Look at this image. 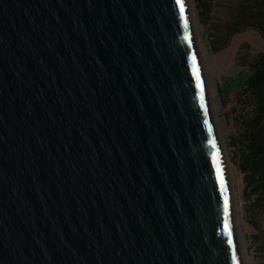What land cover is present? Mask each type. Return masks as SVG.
<instances>
[{
  "label": "water",
  "instance_id": "95a60500",
  "mask_svg": "<svg viewBox=\"0 0 264 264\" xmlns=\"http://www.w3.org/2000/svg\"><path fill=\"white\" fill-rule=\"evenodd\" d=\"M187 0H0V264H245Z\"/></svg>",
  "mask_w": 264,
  "mask_h": 264
},
{
  "label": "rangeland",
  "instance_id": "374dc122",
  "mask_svg": "<svg viewBox=\"0 0 264 264\" xmlns=\"http://www.w3.org/2000/svg\"><path fill=\"white\" fill-rule=\"evenodd\" d=\"M239 1L212 0L213 7L208 15L201 14L199 0H187V4L200 59L204 69L213 72L211 77L206 76L208 92L230 179L234 224L242 257L245 264H264L261 249L264 247V215L253 216L244 175L237 167L236 151L231 145V138L240 130L245 110L242 97L230 88V80L247 69L250 58L264 53V36L250 28L232 36L225 46L221 43L222 28ZM256 235L260 240L254 238Z\"/></svg>",
  "mask_w": 264,
  "mask_h": 264
},
{
  "label": "trees",
  "instance_id": "16d2710c",
  "mask_svg": "<svg viewBox=\"0 0 264 264\" xmlns=\"http://www.w3.org/2000/svg\"><path fill=\"white\" fill-rule=\"evenodd\" d=\"M212 7V0H199L202 15H208ZM250 28L264 36V0H240L232 8L222 28V46L235 34ZM230 88L242 97L245 110L231 145L236 151L237 167L244 175L253 216L264 215V53L250 58L247 69L230 80ZM254 238L260 240L259 235ZM261 249L264 252V247Z\"/></svg>",
  "mask_w": 264,
  "mask_h": 264
},
{
  "label": "bare ground",
  "instance_id": "6f19581e",
  "mask_svg": "<svg viewBox=\"0 0 264 264\" xmlns=\"http://www.w3.org/2000/svg\"><path fill=\"white\" fill-rule=\"evenodd\" d=\"M204 73H205V77L206 76H209V77H211V75H212V71H206V70H204ZM211 79V78H210Z\"/></svg>",
  "mask_w": 264,
  "mask_h": 264
}]
</instances>
